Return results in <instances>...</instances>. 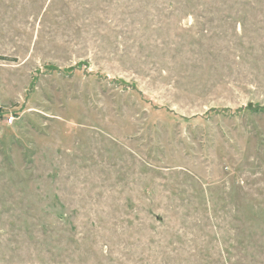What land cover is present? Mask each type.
<instances>
[{"label":"rangeland","instance_id":"obj_1","mask_svg":"<svg viewBox=\"0 0 264 264\" xmlns=\"http://www.w3.org/2000/svg\"><path fill=\"white\" fill-rule=\"evenodd\" d=\"M0 264H264V0H0Z\"/></svg>","mask_w":264,"mask_h":264}]
</instances>
